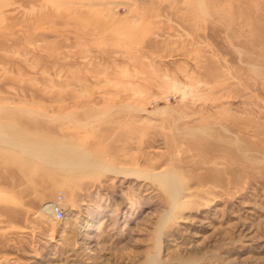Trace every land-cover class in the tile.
I'll return each instance as SVG.
<instances>
[{
  "label": "rangeland",
  "instance_id": "rangeland-1",
  "mask_svg": "<svg viewBox=\"0 0 264 264\" xmlns=\"http://www.w3.org/2000/svg\"><path fill=\"white\" fill-rule=\"evenodd\" d=\"M0 264H264V0H0Z\"/></svg>",
  "mask_w": 264,
  "mask_h": 264
},
{
  "label": "bare ground",
  "instance_id": "bare-ground-1",
  "mask_svg": "<svg viewBox=\"0 0 264 264\" xmlns=\"http://www.w3.org/2000/svg\"><path fill=\"white\" fill-rule=\"evenodd\" d=\"M7 144H6V146L7 147H9V148H18L19 146L14 142V140H12V139H9V141L8 142H6ZM20 149L26 154V155H28V156H30V157H35V158H37V159H39V160H43L44 162H45V164H48V163H52L49 159V157L51 156L49 153H47V151H46V153L44 154V155H39V154H36V153H34V151H31V149H28L27 147H20ZM80 161H82V164L81 165H79V164H74V163H71L70 165L69 164H64L65 166H71V167H74V166H76V165H78V166H84V167H86V169H88V167H89V169H92V168H98L99 167V164H97L96 163V161L95 160H91V161H89V162H86V161H84V160H80ZM104 169V168H103ZM107 169H109V168H107ZM122 170V169H121ZM124 170V169H123ZM109 172H114L115 174H119L118 172H117V170H108ZM154 173V172H153ZM123 173H120L119 175H122ZM167 173H155L154 175L156 176V177H159V178H161V179H163L167 184H168V179H167V175H166ZM166 175V176H165ZM153 178V177H152ZM55 203V202H54ZM54 203H51V202H49V203H47L46 204V206H45V208H44V211L45 212H53L52 211V209H53V206H54ZM173 208V207H172ZM167 216V215H166ZM168 220V219H167Z\"/></svg>",
  "mask_w": 264,
  "mask_h": 264
},
{
  "label": "built area",
  "instance_id": "built-area-1",
  "mask_svg": "<svg viewBox=\"0 0 264 264\" xmlns=\"http://www.w3.org/2000/svg\"><path fill=\"white\" fill-rule=\"evenodd\" d=\"M62 195L58 196L57 201H55L53 209H52V214L54 215L55 218L58 220H63L65 218V211L62 207Z\"/></svg>",
  "mask_w": 264,
  "mask_h": 264
}]
</instances>
